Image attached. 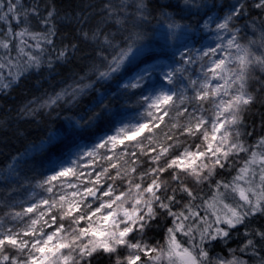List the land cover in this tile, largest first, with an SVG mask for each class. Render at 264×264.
I'll list each match as a JSON object with an SVG mask.
<instances>
[{
	"label": "snow or ice",
	"instance_id": "snow-or-ice-1",
	"mask_svg": "<svg viewBox=\"0 0 264 264\" xmlns=\"http://www.w3.org/2000/svg\"><path fill=\"white\" fill-rule=\"evenodd\" d=\"M32 18L45 31H32ZM0 21V68L16 69L0 90L92 48L87 85L29 102L18 120H42V108L95 92L64 133L33 145L40 159L18 153L0 170L34 197L0 218V264H264V135L245 140L255 131L247 118L264 108V0H0ZM58 22L80 43L56 47ZM12 125L0 120L5 133ZM86 135L91 146L79 142ZM97 161L106 165L86 177ZM205 185L208 199L199 195ZM35 188L51 195L36 199ZM161 220V240L149 243ZM233 240L227 257L213 256Z\"/></svg>",
	"mask_w": 264,
	"mask_h": 264
},
{
	"label": "trees",
	"instance_id": "trees-1",
	"mask_svg": "<svg viewBox=\"0 0 264 264\" xmlns=\"http://www.w3.org/2000/svg\"><path fill=\"white\" fill-rule=\"evenodd\" d=\"M26 7H30L34 0H23ZM44 0H41L43 4ZM51 2V0H47ZM100 0H57L58 4H63L65 6L71 4L73 6L80 5L81 7L86 6L89 3L98 4ZM63 16V12H61ZM32 31L43 32L45 31L44 27L39 24L36 18L31 20ZM58 35L55 37L56 47L61 46V40L63 39V44H68L69 41L72 43H80L75 37L79 34L74 31V28H69L65 23H57ZM29 43H33L31 40ZM52 51L50 48H46V52ZM91 46L84 47L83 52H77L75 56L70 57L68 62L56 64L54 70L49 73L47 70H44L39 75L34 72L29 75L27 71L24 73V78L16 81V85L10 89L0 90V120L11 119L13 121L12 130L5 133L3 130H0V170H3L11 162V157L17 155L18 153H29V155L35 156L37 159H40V155L32 151L33 145H39L42 139H45L47 134L52 132L64 133L68 126L67 117H76L78 114L82 113L86 106L89 104L93 96L95 95L94 90L86 89L85 94L80 98L78 104H68L65 103V99H61L56 104L51 105V107L42 108L44 118L37 121H33L31 118H21L17 119V110L22 108L24 105L29 102L36 100L38 103H43L48 99L49 96H54L56 93L61 92L62 90H67L69 93L78 85L83 84L87 85L89 79L81 80V77H84L89 65V61L84 59L85 53L91 52ZM2 50H0V56H2ZM53 55L55 53L53 52ZM12 56H16L15 50L12 52ZM3 61L0 60V63ZM99 64V61L96 62ZM47 61H45L46 67ZM81 69H84L82 71ZM104 69L101 68V71ZM11 72V75H10ZM16 69L9 67L0 68V80L7 82V80L12 79L15 75ZM92 80L95 79L91 73H88ZM259 76V72L256 74ZM98 87V85H97ZM51 112V116H48V113ZM264 112V108H260L259 105L257 108L253 109L252 113L247 118V131L253 132L254 124V134L252 136H246L245 140L247 143L255 145L258 138L261 135H264V129L261 128V113ZM19 128V134H14V130ZM161 128H164V125H161ZM167 131V129H165ZM97 135H104L105 129L103 125H100L96 129ZM108 134H111L109 132ZM5 136H7V141L5 143ZM82 145H91L92 140L88 136H84L80 141ZM199 142V141H197ZM127 143V142H126ZM243 155L237 158L235 167H239L242 163ZM105 164L104 161H97V165H92L87 168L85 176L87 177L88 171L95 168L96 171H99L98 165ZM27 175L29 178L33 177V173L28 172ZM227 179H231L232 175H235V171H231V175L228 172L224 173ZM39 179V176L35 177ZM94 179V177H93ZM87 183V181H86ZM101 186H103L101 184ZM36 189V188H35ZM34 189V190H35ZM213 189H210L207 185L202 186L199 195L203 196L205 199L210 198L213 195ZM33 195L32 188H21L18 184L14 182H5L0 180V218H5L6 213L12 210L14 205L16 210L20 209V202H24V206L27 205ZM199 203V201H197ZM164 221L161 220L159 225L154 224L153 229L147 232V235L144 239L148 240L149 243H154L155 241L161 240L162 228ZM139 238V236H137ZM181 240L183 238L181 237ZM163 243V241H161ZM239 241L233 240L229 242L227 246L223 244L216 246L213 252V256L216 253H220L223 256H228V248H236ZM247 259V257H245ZM94 264H108L106 258H101L98 262Z\"/></svg>",
	"mask_w": 264,
	"mask_h": 264
},
{
	"label": "rangeland",
	"instance_id": "rangeland-1",
	"mask_svg": "<svg viewBox=\"0 0 264 264\" xmlns=\"http://www.w3.org/2000/svg\"><path fill=\"white\" fill-rule=\"evenodd\" d=\"M20 2L22 3V4H24V2H23V0H20ZM13 27L14 28H16V24H15V21L13 22ZM0 29H5L6 30V25L4 24V22H2V21H0ZM17 30H18V28H17ZM249 35H251V34H249ZM110 135V134H109ZM88 146H91V145H88ZM92 170V169H91ZM90 170V171H91ZM87 172V169L85 170V173ZM89 172V171H88ZM67 179H73V178H71V177H69V178H67ZM86 181L87 180H85V183H86ZM59 191L60 190H58V192H57V194H59ZM67 191L70 193L72 190L71 189H67ZM34 192H35V198L36 199H38V198H40V197H44V198H47L49 195H51V194H49V193H46V192H44V190L43 189H40V188H36L35 190H34ZM99 194V193H98ZM34 199V197H33V195H32V198H31V200L30 201H32ZM89 199H91V198H89ZM29 215H31V214H29ZM226 257V256H225Z\"/></svg>",
	"mask_w": 264,
	"mask_h": 264
}]
</instances>
